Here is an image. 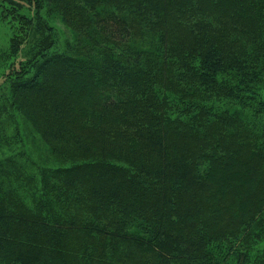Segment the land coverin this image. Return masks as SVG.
Segmentation results:
<instances>
[{
    "label": "trees",
    "instance_id": "1",
    "mask_svg": "<svg viewBox=\"0 0 264 264\" xmlns=\"http://www.w3.org/2000/svg\"><path fill=\"white\" fill-rule=\"evenodd\" d=\"M3 14L41 34L36 50L59 45L42 14L71 40L0 74V134L21 115L62 164L0 157V264H264V0H0Z\"/></svg>",
    "mask_w": 264,
    "mask_h": 264
},
{
    "label": "rangeland",
    "instance_id": "2",
    "mask_svg": "<svg viewBox=\"0 0 264 264\" xmlns=\"http://www.w3.org/2000/svg\"><path fill=\"white\" fill-rule=\"evenodd\" d=\"M32 16L33 12L31 17ZM42 18L52 25L54 28L53 32L59 36V45L56 46V48L53 47L50 49L46 46L41 50H36L35 46L37 45V38L38 36L40 38L42 37L40 33L32 34L34 33L33 27L31 28V26L27 23L25 24V22L15 20L13 16H6L4 14L0 15V74H3L6 69H12L13 67L15 69L19 68L20 70L30 62L29 60L35 53H38L39 51L42 52L46 48H48L49 52L59 50L61 49L59 46L64 44L66 40L65 38L71 40V37L69 36L71 35V31H69L70 27L64 25L57 17L42 14ZM29 34L31 35L26 37V35ZM19 41H21V43L18 46L17 43ZM171 41L175 46H178L179 42L183 43V33L179 29H176L171 35ZM0 82L3 83V78L0 79ZM231 83L232 85L235 84L234 82ZM259 88L264 99V81L259 85ZM5 92H7V88L0 91V96L2 93L7 94ZM190 95L191 94H188L186 98H182L181 100L178 99L177 103L180 110L183 111L186 108L191 107L190 105L192 102L190 100ZM201 97L202 96H200V98ZM194 101L195 100H193V102ZM202 101L206 102V98H203ZM19 118L14 117V121H5L3 126V128H5L4 133L0 134V157L6 158L10 155L15 156V159L17 160L16 162L19 163L18 169L20 172L32 173L37 166L38 168L43 169L61 166L62 164L59 163V160L52 154L51 145L45 143L43 140L42 134L38 132L34 128V125L27 119L21 115ZM16 120L20 123V128H18ZM251 120L254 121V118H251ZM251 126L253 128V125ZM254 130L258 132L259 146H262V144L264 146V114L260 121L254 125ZM39 177L40 175L35 177L38 181L37 183L33 180V185H37L38 193H40L39 190L41 189ZM29 200L30 202L33 201L30 197Z\"/></svg>",
    "mask_w": 264,
    "mask_h": 264
}]
</instances>
